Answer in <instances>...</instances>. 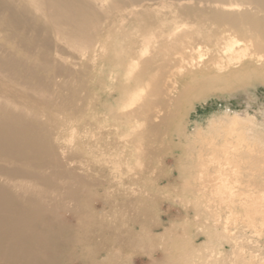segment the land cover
<instances>
[{
    "label": "rangeland",
    "instance_id": "obj_1",
    "mask_svg": "<svg viewBox=\"0 0 264 264\" xmlns=\"http://www.w3.org/2000/svg\"><path fill=\"white\" fill-rule=\"evenodd\" d=\"M162 1L164 4H160ZM189 2L182 5L166 0L145 2L138 8L122 11L128 12L127 25L120 22L119 12L103 11L102 16H110L109 22L102 25V21L93 19L91 24V31L95 30L99 35L96 38L101 40L97 51L90 49L81 54L65 48L64 55H58L66 61L64 72L56 85L52 83L49 91L42 93L54 100L44 102L48 109H44L46 115L41 126L45 129L64 126V133L56 138V147L59 153L64 149L73 161L76 172L71 174L70 183L81 194L70 196L65 202H61L58 194L50 195L56 201L53 205L57 204L52 212L57 229L70 232L75 223L71 225L72 218L65 223L62 216L67 215V208L76 207L75 228L81 221L90 220L84 209L90 214L99 213L97 219L91 218L94 223L90 221L91 228L83 232L85 237L94 234L100 237L106 230L98 229L109 224L126 238L124 246L118 249L107 244L112 259L107 260L106 255L97 261L264 264V203L258 204L264 192V147L251 149L256 151L254 157L243 152L236 154L238 149L233 147L224 156L217 147L222 143L221 137L219 140L202 132L210 120L227 115L248 112L260 119L264 117V60L249 58L218 71V67H224L221 65H225L228 55L220 52L224 43H218L213 35L207 41V35L202 34L200 41L184 46L174 45L173 40L134 39L140 31L155 30L158 26L170 27L169 32H174V23L182 20L178 12L199 9L203 12L204 23L199 26L202 33L214 30L244 42L250 43L253 38L258 43L262 30L251 28L250 24L264 21V15L243 4L232 10L222 4ZM195 15L194 11L187 14L192 20ZM169 17L170 20L163 19ZM160 18L163 23H156ZM101 26L104 28L98 31ZM191 26L195 25H187ZM22 30L28 31L25 27ZM29 32L31 38L37 37L33 30ZM0 46L11 49L17 42L7 43L1 38ZM240 48L243 46L236 50ZM19 60L46 82L51 81L55 70L40 71L36 57L25 55ZM135 62L139 66L133 70ZM134 95L140 98L130 107ZM63 102L74 109L71 111L68 106L59 111ZM156 114L161 120L154 130L146 120L153 122ZM237 133L238 129L231 133L232 141L239 137ZM224 157L231 158L229 166L224 164ZM220 164L227 175L230 169H236L234 175H228V187L222 186L221 190L227 193L225 197L216 188ZM229 187L236 193L232 199L228 197ZM83 194L99 199L98 207L90 208V203L81 199ZM71 235V242L54 247L52 257L57 264L78 263L81 251L74 241L81 234L72 231ZM83 260L81 264H88V259Z\"/></svg>",
    "mask_w": 264,
    "mask_h": 264
},
{
    "label": "bare ground",
    "instance_id": "obj_2",
    "mask_svg": "<svg viewBox=\"0 0 264 264\" xmlns=\"http://www.w3.org/2000/svg\"><path fill=\"white\" fill-rule=\"evenodd\" d=\"M155 1L159 0H0V37L4 38L7 43L15 42L16 44L17 42V46L11 49L0 46L1 53H5V55L0 53V264H57L55 258L52 257L54 247L71 242L72 231L81 234L74 241L77 243L78 250L81 251L77 264L85 262V260L81 261V259H88V264H107L104 261H97L98 258L106 255L109 256L107 260L113 258L112 250L109 249L107 244H112L114 249L124 246L126 238L123 239L122 233L111 229L110 225L106 223L107 227L102 221L98 222L106 227L98 230L99 232L106 231L100 237H95V234L91 237H85L83 232L85 233L86 228H91V222L94 223L91 218L97 219L99 214H90L87 209H84L83 212L84 214L87 213L86 217H90V220L88 222L87 220L81 221L80 226L75 228L78 210L76 207L67 208L65 211L67 215L62 216V220L66 223L72 218L71 225L73 223L75 225H72L71 229H69L70 232L68 233L70 234L67 232L63 233V231L57 229L55 218L52 215L57 204L53 205L56 201L50 195L53 193L58 194V197L62 198L61 202H65L67 198L70 199V196H81V194L80 190L74 189L70 183L71 174L76 172L73 161L66 155L64 149L62 153H59L56 147L58 140L56 138H59L64 133V126L56 125L46 129L41 126L46 115L44 109H48L44 102L46 100L49 102L54 100L42 93L48 92L52 83L56 85L57 78L64 72L63 65L66 61L64 60V62L63 58L58 55H64L65 48L81 54L86 53L90 49L93 52L97 51L101 45V40L96 38L99 35L95 30H93L94 32L91 31L93 19H96V21L99 19L102 21V25H105L106 22H109L110 16L106 14L102 16L101 13L106 10H115L119 12L118 18L120 22H124L127 25L130 23V19L126 17L128 12L127 14L125 13L127 9L138 8L145 2L152 3ZM166 1L181 5L186 1L191 2V0ZM192 1L209 2L215 5L222 4L225 8L232 10L238 9L243 4V6L252 7L258 13L264 15V0H236L235 2L233 0ZM237 2H240V4ZM161 10H163V7ZM190 11L197 13L193 20L190 16H187ZM144 12L146 13V11ZM178 14H180L182 20L180 23L177 21L174 23V32H169L170 27L158 26L155 30L140 31L134 39L173 40L174 45L184 46L187 42L200 41L198 38L203 36L202 34L207 35V41L208 38L212 39L213 35L218 43H224L220 52L223 55H228L225 65H221L224 67H218V71H222L225 67L241 64L245 59L249 58L256 57L259 62L264 60V44L259 43V41L264 42L263 20L251 22V28H261L262 32L259 34L258 43H255L253 38L250 39L249 43L238 40L231 34L225 35L224 33L214 32V30H207L206 33H202L199 26L204 23V20L201 18L203 17V12L199 9H186L184 13L178 12ZM141 15L139 14V16ZM163 19L167 21L171 18ZM160 22L163 23L162 18L156 21L158 24ZM154 25L156 27V24ZM161 25L163 26V24ZM187 25L195 26L187 27ZM23 27L27 28L28 31H23ZM102 27L104 28V26H101V30L98 31H102ZM32 30L37 34V37L31 38L32 34L29 36V33H31L29 31ZM109 30L106 32L108 33ZM242 46L243 48L236 50L237 47ZM101 48L104 49V46H101ZM20 51L24 52L27 57H36L40 71L48 73L55 70L54 75L49 79L51 81L46 82L43 76L29 70L30 68L28 69L19 60L20 57L25 55H15ZM49 55L54 56L50 58ZM138 66L139 63L135 62L132 65L133 70H136ZM32 80L34 84L31 83ZM173 87L175 88V86L170 88ZM139 98L140 96L138 95L132 96L129 106H135ZM60 106L59 111L66 109L68 106L71 111L74 109L67 102L61 103ZM76 112L80 113L81 110ZM263 113L264 110L262 111ZM135 115L136 113L132 114L133 117H136ZM160 118L161 116L159 117L156 114L153 122L147 119L146 123L152 129L157 130L158 126L156 123L161 120ZM203 129L201 130L205 136H214L216 139L221 137L222 143H218L217 147L222 150L224 156L225 154L229 155L233 147L238 149L234 152L236 154L243 152L254 157L256 151L254 152L251 149L257 146L264 147V117L260 119L248 112L237 114V116L227 115L210 120ZM234 129H238L237 135L239 137H235V140L232 141L230 137L232 136L231 133L235 131ZM214 137L211 139H215ZM53 139L55 140L53 141ZM212 141L214 142V140ZM257 150L259 149L257 148ZM230 159L224 157L223 161L226 166H229ZM24 167L38 170L42 174L27 172ZM222 167L223 165L220 164L219 169L217 168L218 176L216 180L218 183L216 182V188L218 189V194H223V197H225L224 195L227 193L221 190L222 186L228 187L230 183L229 176L234 175L236 169H230L231 175L228 174V176L223 173L222 169L224 168ZM228 192V197L231 199L236 194L234 188L229 187ZM81 199L85 203H90V208L98 207L99 199L96 197L93 198L91 195L83 194ZM263 203L264 192L258 200L260 206ZM73 214L76 216L74 217ZM46 225H50V227L46 228ZM129 241L133 244L134 239L131 240L130 236Z\"/></svg>",
    "mask_w": 264,
    "mask_h": 264
}]
</instances>
